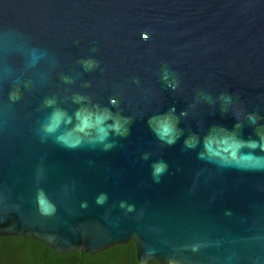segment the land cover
<instances>
[{"label":"water","instance_id":"water-1","mask_svg":"<svg viewBox=\"0 0 264 264\" xmlns=\"http://www.w3.org/2000/svg\"><path fill=\"white\" fill-rule=\"evenodd\" d=\"M0 236L264 264V0H0Z\"/></svg>","mask_w":264,"mask_h":264},{"label":"flooded vegetation","instance_id":"flooded-vegetation-1","mask_svg":"<svg viewBox=\"0 0 264 264\" xmlns=\"http://www.w3.org/2000/svg\"><path fill=\"white\" fill-rule=\"evenodd\" d=\"M55 254L45 243L36 239L0 236V264H54ZM57 254L64 255L59 264L76 263L74 257L65 255L67 253ZM81 261L79 256L77 264Z\"/></svg>","mask_w":264,"mask_h":264},{"label":"trees","instance_id":"trees-1","mask_svg":"<svg viewBox=\"0 0 264 264\" xmlns=\"http://www.w3.org/2000/svg\"><path fill=\"white\" fill-rule=\"evenodd\" d=\"M65 255L74 257L76 263L79 261L80 253L78 251L69 252ZM61 258H64V255L55 254L54 264H59ZM80 264H137L135 256V247L132 241H129L125 245H116L104 252H100L93 255L84 254ZM149 264H158L151 262Z\"/></svg>","mask_w":264,"mask_h":264}]
</instances>
